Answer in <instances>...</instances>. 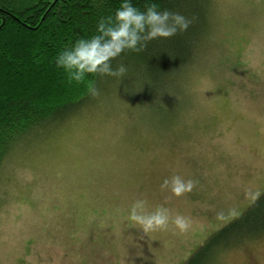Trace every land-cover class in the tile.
I'll list each match as a JSON object with an SVG mask.
<instances>
[{"label": "rangeland", "instance_id": "rangeland-1", "mask_svg": "<svg viewBox=\"0 0 264 264\" xmlns=\"http://www.w3.org/2000/svg\"><path fill=\"white\" fill-rule=\"evenodd\" d=\"M210 1V44L169 129L157 132L110 94L3 165L0 264H183L258 200L251 194L264 190V0ZM174 174L198 183L175 197L160 188ZM136 199L186 216L192 227L143 234L127 219ZM214 257L211 264H264V231Z\"/></svg>", "mask_w": 264, "mask_h": 264}, {"label": "trees", "instance_id": "trees-1", "mask_svg": "<svg viewBox=\"0 0 264 264\" xmlns=\"http://www.w3.org/2000/svg\"><path fill=\"white\" fill-rule=\"evenodd\" d=\"M131 2L143 11L148 0ZM151 2L191 20L188 29L155 38L141 52L121 53L111 63L114 69L119 64L127 68L123 77L87 74L76 83L69 82L65 70L57 67L56 57L76 40L96 35L98 22L114 16L122 0H0V173L15 151L110 94L135 107L157 132L172 126L184 105L182 88L187 76L201 63L198 60L210 44L211 1ZM89 81L95 82L98 96L89 94ZM100 116L110 123L124 122L115 115L106 119V112ZM263 231L264 190L183 264H211L218 251Z\"/></svg>", "mask_w": 264, "mask_h": 264}, {"label": "clouds", "instance_id": "clouds-1", "mask_svg": "<svg viewBox=\"0 0 264 264\" xmlns=\"http://www.w3.org/2000/svg\"><path fill=\"white\" fill-rule=\"evenodd\" d=\"M190 24L191 20L184 15L167 9L160 10L151 0L146 2L143 11L134 6L131 0H122L114 16L102 18L98 22L96 35L76 40L70 48L58 54L55 63L57 67L65 70L69 82L81 83L87 74L123 77L127 68L119 64L114 69L112 60L126 50L141 52L149 41L159 37H172L178 32L186 31ZM88 92L93 97L99 95L94 81L88 82ZM197 183L193 179L174 174L165 178L160 188L175 197H181L192 192ZM251 195L255 200L259 198L260 193ZM223 215L218 213V218ZM127 219L143 234L167 230L170 223L182 233L192 227L190 218L180 214L173 216L163 205H158L150 211L146 199H136L131 204Z\"/></svg>", "mask_w": 264, "mask_h": 264}]
</instances>
